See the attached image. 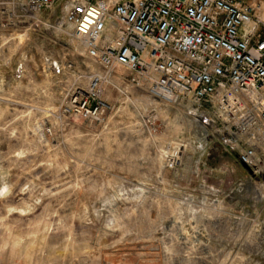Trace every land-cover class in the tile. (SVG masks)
<instances>
[{
  "label": "rangeland",
  "instance_id": "374dc122",
  "mask_svg": "<svg viewBox=\"0 0 264 264\" xmlns=\"http://www.w3.org/2000/svg\"><path fill=\"white\" fill-rule=\"evenodd\" d=\"M55 17L16 52L0 34V264H264V185L240 193L236 155L202 153L183 108L118 88L113 74L100 123L60 112L45 59L89 62Z\"/></svg>",
  "mask_w": 264,
  "mask_h": 264
},
{
  "label": "built area",
  "instance_id": "2783aa9c",
  "mask_svg": "<svg viewBox=\"0 0 264 264\" xmlns=\"http://www.w3.org/2000/svg\"><path fill=\"white\" fill-rule=\"evenodd\" d=\"M45 13L80 42L89 62L78 66L68 54L45 59L60 78L64 116L100 123L110 108L104 84L114 74L118 88L145 90L183 108L200 131V151L220 146L235 154L249 169L236 189L258 195L264 185V0H0V34L11 41L39 31L47 26ZM24 66L16 67L17 79ZM149 114L153 120L154 111ZM156 133L149 121V135ZM164 164L173 170L178 155L166 154Z\"/></svg>",
  "mask_w": 264,
  "mask_h": 264
},
{
  "label": "bare ground",
  "instance_id": "6f19581e",
  "mask_svg": "<svg viewBox=\"0 0 264 264\" xmlns=\"http://www.w3.org/2000/svg\"><path fill=\"white\" fill-rule=\"evenodd\" d=\"M25 36L24 35H18L17 38L15 39V43H16V47L14 50H12L13 52H16L18 49V46L22 44L23 40H24ZM183 151V150H182ZM170 152L174 155H177L178 153H181V146L180 145H176L173 148V151L170 150ZM169 150L165 153V154H169L170 153ZM164 154V153H163ZM164 156V155H163Z\"/></svg>",
  "mask_w": 264,
  "mask_h": 264
},
{
  "label": "water",
  "instance_id": "95a60500",
  "mask_svg": "<svg viewBox=\"0 0 264 264\" xmlns=\"http://www.w3.org/2000/svg\"><path fill=\"white\" fill-rule=\"evenodd\" d=\"M241 166H242L245 170L249 171V169H248L244 164H241Z\"/></svg>",
  "mask_w": 264,
  "mask_h": 264
}]
</instances>
